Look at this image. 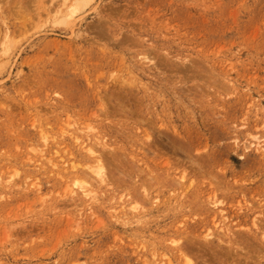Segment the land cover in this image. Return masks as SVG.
I'll use <instances>...</instances> for the list:
<instances>
[{
	"label": "rangeland",
	"instance_id": "obj_1",
	"mask_svg": "<svg viewBox=\"0 0 264 264\" xmlns=\"http://www.w3.org/2000/svg\"><path fill=\"white\" fill-rule=\"evenodd\" d=\"M184 253L264 264V0H0V264Z\"/></svg>",
	"mask_w": 264,
	"mask_h": 264
},
{
	"label": "bare ground",
	"instance_id": "obj_2",
	"mask_svg": "<svg viewBox=\"0 0 264 264\" xmlns=\"http://www.w3.org/2000/svg\"><path fill=\"white\" fill-rule=\"evenodd\" d=\"M76 139H75L76 141H78L80 139L79 135H76ZM100 142L101 141H98V139H97V140H94V142L88 141L84 145L85 146V151H86V153L88 155V160H89L86 163V166H85L86 168L84 170V173L86 175H85L84 179H82V182L80 184V172L76 171L73 174L74 175V181H73L74 183L73 184L76 185L79 190H75L74 188L69 190V192H75V191L77 192V191H79V193H81L82 196H84L86 199L92 200V201L95 200L98 197V195L96 194L97 192L95 191V189H93L91 186L95 185L96 182H99L101 184L102 182L106 181V178H107L106 167H105V164L103 162V158H102L101 153H100V147H101ZM79 143H81V142L79 141ZM256 143H258V142H256ZM257 145H259V143ZM247 146H248V144H247ZM244 147H246V146H244ZM72 166L76 167L75 164H72ZM80 185H81V188H82L81 192H80ZM215 202L216 201H212V204H214V206L216 204ZM218 209H220V208H218ZM220 210H222V209H220ZM219 224H221V223H219ZM222 227L220 229H222ZM224 229H225V227H224ZM207 231L208 232L204 235L205 238H209L210 236H213L212 231L211 232H209L210 230H207ZM225 232H227V230ZM208 242H210L209 239H208ZM173 243L176 244V241L174 240ZM174 247L179 249V245H175ZM183 256H184L183 257L184 261L187 264H193L192 259L186 253H184ZM162 259L164 261L160 260V259L158 261H156V259H154V261H152V264H172L171 258L166 257V258H162ZM145 264H151V263L146 262Z\"/></svg>",
	"mask_w": 264,
	"mask_h": 264
}]
</instances>
